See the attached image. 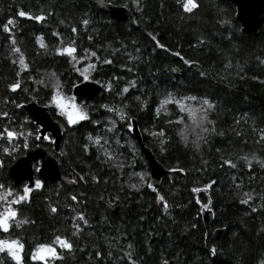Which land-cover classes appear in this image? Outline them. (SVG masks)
<instances>
[{"label":"trees","instance_id":"16d2710c","mask_svg":"<svg viewBox=\"0 0 264 264\" xmlns=\"http://www.w3.org/2000/svg\"><path fill=\"white\" fill-rule=\"evenodd\" d=\"M107 1L128 6L130 18L113 19L91 0H0V131L18 129L25 119L39 136V125L22 105L46 103L40 82L46 72H55L69 93L85 79L104 87L94 100L74 95L88 110L86 120L70 125L52 109L65 124L59 150L49 133L44 141L23 140L21 151L44 144L75 183L36 175L41 187H30L31 198L23 202L28 223L11 222L0 240L23 245L19 264H42L32 254L57 236L72 249L53 245L61 258L50 264H264V23L256 33H244L230 0H196L199 7L190 13L182 0ZM9 20L11 32L4 30ZM73 41L75 60L58 51ZM17 47L26 69L13 63ZM16 83L20 87L13 91ZM170 96L173 102L161 107ZM205 99L214 107L190 133L193 117L175 101L203 111ZM133 117L156 157L183 171L178 181L163 175L156 187L149 173L151 187L135 184L132 173L147 171L149 164L132 131ZM161 131L163 136L153 135ZM116 133L124 142L113 166L101 158L106 148L94 141ZM21 151L6 160L0 146V181L24 189L26 182L8 175ZM245 193L252 196L247 204L241 203ZM205 205L214 212L209 223L202 215ZM220 226L225 231L217 239L213 230ZM0 264L18 262L5 251Z\"/></svg>","mask_w":264,"mask_h":264},{"label":"water","instance_id":"95a60500","mask_svg":"<svg viewBox=\"0 0 264 264\" xmlns=\"http://www.w3.org/2000/svg\"><path fill=\"white\" fill-rule=\"evenodd\" d=\"M101 7L108 10L113 19L125 21L131 16V9L124 4H117L107 0H91ZM236 5V16L241 23V29L244 33H256L264 23V0H230ZM2 77L0 76V82ZM73 94L76 97L87 100L101 98L104 94L103 85L93 79H85L73 87ZM31 119L39 125V140L47 139V134L53 136V145L55 150H59L65 124L63 121L54 117L51 108L48 105L31 100L22 105ZM132 131L138 140L140 147L147 158L149 164L150 183L154 186H160L163 175H167L172 181H178L183 175L181 169H172L165 166L155 155L152 149L146 145L139 128L137 118H132ZM35 162H40L35 166ZM9 177L16 183L27 182L28 187H34L36 184V175L42 179L50 181H75L65 175L60 167L56 156L42 143H36L26 147L23 154L18 156L8 168ZM202 215L205 223L213 219L214 212L211 208L204 207ZM225 227H216L213 230L215 238L219 239ZM161 264H177L163 260Z\"/></svg>","mask_w":264,"mask_h":264},{"label":"snow or ice","instance_id":"6c2138e0","mask_svg":"<svg viewBox=\"0 0 264 264\" xmlns=\"http://www.w3.org/2000/svg\"><path fill=\"white\" fill-rule=\"evenodd\" d=\"M136 2L138 4L139 0H136ZM182 6H183L184 11L189 12V13L192 12L197 7H199L196 0H182ZM19 15L20 16H26L27 14L25 12L21 11V12H19ZM29 18H32V17H29ZM34 18L36 20H39V21H42L45 19L44 16H36ZM83 23L87 24L88 21L84 20ZM13 24H14V21L9 20L7 22V24L4 25V30L11 32V29L8 27V25H13ZM72 31L75 32L76 29L73 28ZM11 42L13 44L16 43L14 38L12 39ZM39 42H40V46L42 48L46 47V45L43 42V37L39 38ZM73 45H74V41L71 44H69L68 46H66L62 49H59L58 50L59 54H61V55L66 54V55L72 57L73 60H75L76 57H75L74 53L76 52V48ZM14 52L19 53L20 55H19L18 61H13V63H19L21 69H26L27 64L25 63V59H24L23 53H21L20 48H18V47L14 48ZM91 55L94 56L95 53H91ZM105 63H111V61H105ZM133 86H134V82H133ZM19 87H20L19 83H16V84L11 86V89L13 91H15ZM123 91L127 92L128 89L125 88ZM187 99L188 100H196L197 98L196 97H188ZM171 102H173V99L170 96L169 98L165 99L162 102L161 107H164L165 105H167L168 103H171ZM175 103L179 105L180 111H182V112L187 111L190 116L194 117L195 111L193 109L187 107L182 101L176 100ZM202 105H206L207 108L202 109L204 111V116L201 118V122L203 120L207 119V109H211L214 107V105L210 101H208L207 99L202 101ZM73 107L75 108V105H73ZM109 110L111 111L112 109H109ZM3 115L7 116V113H3ZM121 116L123 117L122 113H121ZM86 119H88V116L86 113H83V112H80L78 114L77 119H73L72 116H69V122L70 123H77L78 120H86ZM181 122H182V118H181ZM209 123H211V121H209ZM204 131H208V129L205 128ZM5 135L8 138V140L11 141V140L17 138L18 135H21V136L24 135V133L21 132V133L17 134L15 131H8L7 129H5L3 133H0V138H3V136H5ZM153 135L163 136L164 133H163V131H161L159 133H153ZM37 139H39V137H37ZM92 139L93 138L91 136H89V140H92ZM101 139L102 138H99V137L96 138L94 143L100 144ZM185 139H186V137H185ZM261 139H264V135L261 136ZM105 143H107V141H105ZM4 151L7 152V151H9V149H4ZM106 155H108L109 159L113 158L111 153L106 152ZM226 163H229L232 167H235V165L231 164L230 161H227ZM0 166H3L2 162H0ZM149 186L151 187V185H149ZM35 187L36 188L41 187V184L39 181L36 182ZM207 187L210 188L211 185H208ZM0 190H4L3 184H0ZM32 190H33L32 188H29L26 186L23 190L24 194L23 195H17L13 199H9V197H13V193H12L11 189H7V190L0 192V203H2L4 205L3 210L0 211V231L8 232L12 226L11 222H15L17 224V226H20L21 224H24V223H28L27 220L16 221L17 210L14 209L12 206L14 204H19L23 201H26L28 199L29 193ZM153 190H155V189H153ZM204 190L206 191L207 189H204ZM193 191H200V189H193ZM245 195L247 196V199L242 200L241 203L247 204L252 199V196L247 194V193H245ZM72 199L76 200V197L73 196ZM159 200L164 202V208H165V210H167L168 205H167V202L164 201V197L160 196ZM205 207H207V205H205ZM253 210L255 211V209H253ZM51 211L56 212L57 209L52 208ZM77 219L83 221L84 224H87V220H85L83 215H79L77 217ZM74 227L77 229V231L80 230L79 224H75ZM53 245L59 246V248L66 249L69 251H71V249H72V244L67 239H63L59 236H57L55 238V240L53 241ZM53 245H38L36 248V251L32 254V259L33 260H39L42 262V264H50V260L60 259L61 256L57 252L56 247ZM129 247H131V246L129 245ZM22 249H23V245L18 240H12V241L0 240V253L7 251L8 254L10 256H12L18 262V264H19V261L21 259L20 255H19V251ZM212 251H213V253H215V249H213Z\"/></svg>","mask_w":264,"mask_h":264},{"label":"rangeland","instance_id":"374dc122","mask_svg":"<svg viewBox=\"0 0 264 264\" xmlns=\"http://www.w3.org/2000/svg\"><path fill=\"white\" fill-rule=\"evenodd\" d=\"M40 82L42 85H44L45 89L47 90V94L49 95V98L47 99L45 105H48L51 108V110L55 109L56 113L63 120L67 121L70 125H72L74 123L69 122V116H72L73 119H77L78 114L80 112L88 114V110H87L85 104L83 102L77 100L73 93H69L68 90L65 89V87L63 86L61 81H59L55 72H46V78L44 80H40ZM38 89L39 88H36L35 91H38ZM73 105H75V108L73 107ZM194 111H195V115L192 118L193 119V125H191L189 122V126H188L190 133L197 132L194 129V126H198V125L202 124V122H203V121L201 122V118L204 116V112L201 110H194ZM8 131H15L17 134L22 132V133H24V135H22V136L18 135L17 138H15L11 141L8 140L6 135L3 136V138H0V146L3 147V150L9 149V151H7V152L4 151L3 157L6 160L11 155H14V154L21 151L23 140L28 141L31 137L35 138L38 136V133H36L35 131H32V129L30 128V124L25 119H23V121L19 122V128L18 129H15V130L9 129ZM3 132L4 131H2V130L0 131V133H3ZM111 132H114V131H111ZM119 135H120L119 133H116L115 135L107 136V137L101 139L100 144L95 143V145L98 148L103 146L106 148L107 153H111V155L113 157L112 159H109L108 155H106V154H103V156H101V158L106 160V162L108 161L109 164L113 165V166H115L118 161L120 162L121 156H122V154L120 152L121 151L120 140L122 142H124V140L122 139V137H119ZM50 138L53 139V136L51 134L49 135V139ZM20 140H22V142ZM105 141H107V143H105ZM129 142L131 144H133V142L131 140ZM24 149H25V147H23V150L21 151V153L24 151ZM35 163H36L35 165H37L36 167H38V165L40 164V162H35ZM132 175L135 176V178H136V182L138 183L137 184L135 182L136 185L149 188V180H147V175L149 176V169H147V171L141 170V171H138L136 173L133 172ZM37 181H38V179H37ZM0 184L4 185V190L11 189V191L13 193V197H9V199H13L17 195H23L24 194L23 193V190H24L23 187L14 186V185L10 184L9 182H6V181H0ZM26 184H27V182H26ZM4 190H0V192H2ZM29 198H31V193H29V195H28V199ZM23 202L17 204L20 206L19 209H18L16 204H14L12 206L14 209L17 210L16 221H23V220L28 219V217L26 216L25 211L23 209ZM0 207L3 210L4 205L2 203H0ZM12 223L15 224V222H12ZM177 259L178 258L175 257L173 260H177Z\"/></svg>","mask_w":264,"mask_h":264}]
</instances>
